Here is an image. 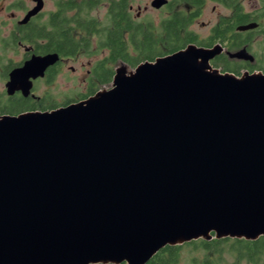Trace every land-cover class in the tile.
I'll return each mask as SVG.
<instances>
[{"label": "water", "instance_id": "water-1", "mask_svg": "<svg viewBox=\"0 0 264 264\" xmlns=\"http://www.w3.org/2000/svg\"><path fill=\"white\" fill-rule=\"evenodd\" d=\"M220 53L121 63L84 100L0 115V264H147L167 246L264 237V73H222ZM57 61L24 62L6 94L27 97Z\"/></svg>", "mask_w": 264, "mask_h": 264}, {"label": "flooded vegetation", "instance_id": "flooded-vegetation-1", "mask_svg": "<svg viewBox=\"0 0 264 264\" xmlns=\"http://www.w3.org/2000/svg\"><path fill=\"white\" fill-rule=\"evenodd\" d=\"M152 1L145 2L141 7L139 0H0V81L4 83V87L10 72L22 67L24 62L32 57L50 54L58 56L57 63L49 67L43 77L32 80L31 93L27 97L19 91L9 96L5 90L2 98L9 101L23 99L24 102H28L27 106L33 105L21 113L45 111L40 109L45 94L37 95L35 88L39 83L46 84L47 77L53 71L56 73L55 77L63 69L75 72V68L68 66V63L78 64L82 58L87 60L85 65L80 63V69L84 71L85 87H90L93 82L99 83L93 80V75L99 71L98 63L106 62L111 56H115L116 50L119 56L124 52L122 43L129 35L122 30L126 24L125 15L131 23L150 25L154 34L158 33L162 20L182 15L185 20L179 29L180 40L185 44L182 49L188 45L204 48L218 45L221 47V53L210 61L213 68L236 76L243 73H264V0H213L226 13L217 12L215 23L205 37H201V15L204 5L201 6V0H167L160 8L151 7ZM162 11L166 12V16L158 22L148 19L151 13ZM112 15H119L117 17L119 30L116 31L114 28V34L121 31L119 38L121 44L117 47L102 46L100 40H103V37L99 32L102 29L103 34L104 25L110 23L109 18ZM79 16L91 17L94 22L81 20ZM53 23L57 31L54 36L55 43L46 37L47 34H51ZM91 24L96 26L89 30ZM114 39L117 40V36ZM201 43L212 45L204 46ZM240 50H245L252 60L230 57V54ZM129 53L134 54L132 48L129 49ZM13 57L20 60L15 63ZM121 63L123 62L120 60L113 65L107 62L104 67L105 69L111 67L115 71ZM75 100L73 102L84 98ZM0 115L8 114L0 111Z\"/></svg>", "mask_w": 264, "mask_h": 264}, {"label": "trees", "instance_id": "trees-1", "mask_svg": "<svg viewBox=\"0 0 264 264\" xmlns=\"http://www.w3.org/2000/svg\"><path fill=\"white\" fill-rule=\"evenodd\" d=\"M204 2L205 0H201V6ZM83 16H79L78 18L81 20L87 19L89 21H93L91 17ZM118 16L119 15H112L109 18L110 23L104 25L103 34L102 29L99 32V35L103 37V40H100V44L102 46L110 45V47H117L121 44L119 41L121 31L114 34V28L116 31L119 28ZM124 20L126 21V24L122 30L129 34L127 40L122 43L124 46V52L119 56L118 51L116 50L117 53L115 56H111L106 62L104 61L98 63L97 68L99 71L93 75V80H97L99 83L94 84L93 82V84H90V87H86V92L80 95L79 99H86L103 88L100 86H108L111 84L114 70L111 67L109 69H105L104 66L107 62L113 65L120 60V62L135 68L138 64L144 61H153L158 57L166 56L179 51L185 46L179 37V29L182 26L181 23L185 22L182 15H176L173 19L162 20L158 28V33L156 34L153 33V29L150 25H138L131 23L126 15L124 16ZM54 26L55 24L53 23L51 34H47L46 37L51 38V42L55 43L54 36H56L57 31ZM90 26L89 30H92L96 25L91 24ZM107 28L108 30H106ZM216 30L217 29H215V31ZM115 36H117V40L114 39ZM202 44L203 43H201V45ZM203 45L211 46L212 44ZM130 48L133 49L134 54L129 53ZM55 75L56 73L53 71L51 75L47 77L46 84L52 83L56 78ZM51 97L52 96L50 94L44 95V99L41 102L42 104L40 103V105H42L40 107L41 110L43 109L47 111L61 106L54 102V100L52 102L46 101ZM73 101L76 100L69 99L62 105H68ZM27 105L28 102H24L23 99L9 101L0 97V111L8 115L13 116L25 111L26 108L33 107V105ZM186 247L194 251H200L202 254L201 259L199 260L193 258V264H264V237H260L256 241L213 239L209 242L198 240L181 246H167L160 250L147 264H180V252Z\"/></svg>", "mask_w": 264, "mask_h": 264}, {"label": "rangeland", "instance_id": "rangeland-1", "mask_svg": "<svg viewBox=\"0 0 264 264\" xmlns=\"http://www.w3.org/2000/svg\"><path fill=\"white\" fill-rule=\"evenodd\" d=\"M152 0H139V4L141 7H143L145 2H150ZM149 5V4H148ZM202 15H201V37H205L210 27L213 26L215 23V19L217 17V12L221 11L224 14L226 13L224 9L217 5V2L213 0H205L204 5L202 7ZM103 11H101L102 15ZM166 16V12H155L154 14H150L148 19L154 20L155 22H158L161 18H164ZM144 19V18H143ZM20 59L18 57H13V61L16 63ZM80 63H84V65L87 63V60L85 58H82L80 60ZM80 63H68V66H72L75 68V72L71 73L68 71V69H63L61 73L54 79V81L50 84H44L39 83L38 87H36V94L42 95V94H50L52 97L49 100H46L48 102H56L58 105H62L64 102H66L69 99H79L78 97L86 92L85 84L83 83V74L84 71L81 70ZM128 70H132L133 68L127 65ZM86 66H84L85 68ZM1 78V76H0ZM110 86V85H109ZM103 87V88H109ZM102 88V89H103ZM5 94V87L4 83L0 81V97L1 95ZM201 252L200 251H194L188 247L183 248L180 252V264H193L194 259H201ZM194 258V259H193Z\"/></svg>", "mask_w": 264, "mask_h": 264}]
</instances>
